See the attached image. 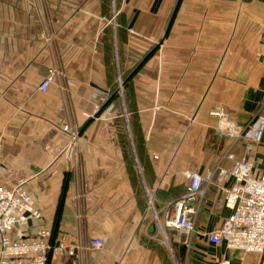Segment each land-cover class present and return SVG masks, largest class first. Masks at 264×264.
Wrapping results in <instances>:
<instances>
[{
  "label": "crops",
  "instance_id": "crops-1",
  "mask_svg": "<svg viewBox=\"0 0 264 264\" xmlns=\"http://www.w3.org/2000/svg\"><path fill=\"white\" fill-rule=\"evenodd\" d=\"M51 70L58 74L42 92ZM217 106L239 126L264 116V0H0V186L28 179L42 214L20 237L52 230L59 217L57 238L74 254L48 264H176L154 235L168 229L181 248L166 221L176 218L187 172L213 174L190 264H258L206 235L231 214L217 206L233 184L219 170L232 166L230 151L244 153L217 134ZM251 159L255 176L264 135Z\"/></svg>",
  "mask_w": 264,
  "mask_h": 264
},
{
  "label": "built area",
  "instance_id": "built-area-1",
  "mask_svg": "<svg viewBox=\"0 0 264 264\" xmlns=\"http://www.w3.org/2000/svg\"><path fill=\"white\" fill-rule=\"evenodd\" d=\"M56 74L57 70L49 72L40 85L42 92L48 90ZM119 91L122 92V82L119 83ZM108 97L109 94L102 92L95 104L94 114L101 112ZM211 115L218 119L217 134L231 141L232 146L242 142L244 153L238 159L230 151L226 158L232 161V166L219 170V180L230 176L233 184L223 191L217 206L229 209L231 214L220 229L206 234L207 238L213 244L225 243L229 250L240 252L243 262L247 256L254 255L259 257L258 264H264V170L254 176L251 159L253 146L260 144L263 139L264 116L258 115L250 124L239 126L229 120L222 106L215 107ZM64 131L72 133L73 129L66 125ZM2 157L0 144V169L3 166ZM186 176L189 184L177 202L179 211L175 220H167L166 225L178 232H186L190 237L195 231L204 183L206 179H212L213 174L203 176L187 172ZM27 183L28 179H23L12 187L0 186V264H48L52 255H73L74 247L66 244L65 237L57 238L56 243H53L52 230L46 227H40L35 237L23 238L18 235L20 229H28L42 220L41 212L26 189ZM91 246L102 249L104 242L94 240Z\"/></svg>",
  "mask_w": 264,
  "mask_h": 264
},
{
  "label": "rangeland",
  "instance_id": "rangeland-1",
  "mask_svg": "<svg viewBox=\"0 0 264 264\" xmlns=\"http://www.w3.org/2000/svg\"><path fill=\"white\" fill-rule=\"evenodd\" d=\"M260 172H259V174H260ZM258 175H255V176H258ZM148 211H149V219L148 220H152V221L154 220L153 222H151L150 227L154 228L156 231V230H158L157 228L161 225L159 224L160 220H158L157 215L154 214V215H156V218L153 215V213H156V210L154 208V204H150V208ZM175 233H177L176 236L179 237V232L177 231ZM154 237H157L158 238L157 240L161 241V243L165 245V247L167 248V250L171 256V258L173 259V261H175L176 264H190L191 263L193 250H192V246H191L190 237H188L187 242L185 244H182L180 246L181 248H179V249L177 248V246H174L173 243L170 241L171 234L169 233L168 229L166 231L163 230V232H161V234H159V235L158 234L154 235ZM178 241H179V239H178Z\"/></svg>",
  "mask_w": 264,
  "mask_h": 264
},
{
  "label": "trees",
  "instance_id": "trees-1",
  "mask_svg": "<svg viewBox=\"0 0 264 264\" xmlns=\"http://www.w3.org/2000/svg\"><path fill=\"white\" fill-rule=\"evenodd\" d=\"M118 95V94H117ZM105 109V107L101 110V112H99L97 114V116L99 114H101L103 112V110ZM58 223H59V217H57V219L55 220V226L52 229V241L53 243H56V239H57V234H58Z\"/></svg>",
  "mask_w": 264,
  "mask_h": 264
},
{
  "label": "water",
  "instance_id": "water-1",
  "mask_svg": "<svg viewBox=\"0 0 264 264\" xmlns=\"http://www.w3.org/2000/svg\"><path fill=\"white\" fill-rule=\"evenodd\" d=\"M28 215V214H26ZM188 234L186 232H179V240L181 242V244H185L188 240Z\"/></svg>",
  "mask_w": 264,
  "mask_h": 264
}]
</instances>
